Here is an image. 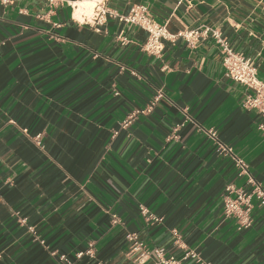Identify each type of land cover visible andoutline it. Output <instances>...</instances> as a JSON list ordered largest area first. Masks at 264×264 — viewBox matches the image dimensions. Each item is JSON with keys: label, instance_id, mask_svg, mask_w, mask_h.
<instances>
[{"label": "crops", "instance_id": "1", "mask_svg": "<svg viewBox=\"0 0 264 264\" xmlns=\"http://www.w3.org/2000/svg\"><path fill=\"white\" fill-rule=\"evenodd\" d=\"M82 1L0 0V264H132L128 233L199 254L182 264H264V210L253 202L245 229L225 219V187L246 182L207 135L264 187L263 119L241 107L221 45L264 83V0H94L105 14L78 20ZM132 6L200 37L148 54L118 20Z\"/></svg>", "mask_w": 264, "mask_h": 264}, {"label": "built area", "instance_id": "2", "mask_svg": "<svg viewBox=\"0 0 264 264\" xmlns=\"http://www.w3.org/2000/svg\"><path fill=\"white\" fill-rule=\"evenodd\" d=\"M100 7L99 3H95L94 10L96 13L104 15L105 11ZM118 20L129 27H137L144 32L146 40L142 48L145 52L157 58L162 55L165 45L174 43L177 38H184L191 44L200 37V34L194 31L180 32L176 35L169 33L166 25L155 22L144 6H132L126 15L118 16ZM2 45L3 43H0V46ZM221 45L224 54L222 65L225 69L226 77L243 85L247 90L241 100V107L246 110H254L263 119L259 129H264V83L258 79L256 67L248 58L233 52L225 43H221ZM162 96V91H158L145 112H150L155 102ZM137 115L138 112L130 115L119 123V127L126 128ZM207 135L214 141L216 153L220 156L229 157L233 163L236 175L244 177L246 182L247 188H236L233 185L225 187V193L222 198L224 217L228 220H234L238 230L248 228L251 224L250 214L253 209V202H256L264 210V187L251 176L246 162L237 157L230 147L217 139L215 131L208 130ZM36 139L38 140L39 136H36ZM150 219L155 222L158 221V219L153 217H150ZM111 222L113 225L117 224V217L112 216ZM174 235L176 234L174 233ZM125 239L128 243L127 257L130 258L132 264H182L186 260L201 263L200 256L195 250H184L182 257L178 259L174 256H165L159 249L148 250L135 233L126 234ZM40 243L43 244L42 241ZM92 253L93 245L89 244L84 252L75 254V258L80 259L84 255L91 257ZM59 261L62 264H71L63 255L59 257Z\"/></svg>", "mask_w": 264, "mask_h": 264}, {"label": "bare ground", "instance_id": "3", "mask_svg": "<svg viewBox=\"0 0 264 264\" xmlns=\"http://www.w3.org/2000/svg\"><path fill=\"white\" fill-rule=\"evenodd\" d=\"M96 1L94 0H86L77 3L75 6L74 17L78 20H82L87 17L90 18L93 15Z\"/></svg>", "mask_w": 264, "mask_h": 264}]
</instances>
